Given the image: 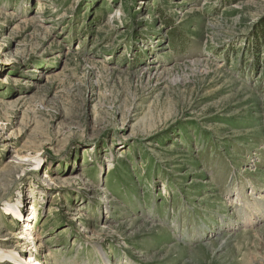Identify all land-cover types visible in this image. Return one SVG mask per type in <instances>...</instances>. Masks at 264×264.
Returning <instances> with one entry per match:
<instances>
[{
  "label": "rangeland",
  "instance_id": "rangeland-1",
  "mask_svg": "<svg viewBox=\"0 0 264 264\" xmlns=\"http://www.w3.org/2000/svg\"><path fill=\"white\" fill-rule=\"evenodd\" d=\"M263 32L264 0H0V250L29 209L48 264H264Z\"/></svg>",
  "mask_w": 264,
  "mask_h": 264
},
{
  "label": "bare ground",
  "instance_id": "bare-ground-1",
  "mask_svg": "<svg viewBox=\"0 0 264 264\" xmlns=\"http://www.w3.org/2000/svg\"><path fill=\"white\" fill-rule=\"evenodd\" d=\"M167 69H169V68L166 67L165 64H163V63H158V64L154 63L153 64V63L149 62L143 66V71H144L145 75H147V78H149V79H151L153 77H160L159 76L160 73L169 72ZM26 159H27L26 157L20 158V165L22 163L27 162ZM38 164H39V161H38ZM256 207L258 208V205ZM5 210H6V212H11L14 216L21 217V214H23V213L25 214L26 220L24 221V224L22 226L21 233H20L19 237L26 238L28 241L24 242V243H22V242L18 243L15 251H13V250L5 251V250L1 249L0 250V260L12 261V263H14V264H48L47 259L50 258L51 255L50 254L44 255L42 253V251H40L39 255L31 254L29 257L25 258L26 257V251L24 249L26 248V245L28 243H30V242L35 243V249L36 250L43 246L42 243H40L41 238L35 233L36 230H34V227L32 226V222H31L32 219L30 216V214L32 212H30V210L28 209L27 211L22 213V210L18 206H14L11 204H6ZM252 214L253 215H251V216L245 215L243 218V223H245V224L252 223V221H250V219L256 218V217H258V219H260L259 215L258 216L255 215L256 213H252ZM33 216H35V215L33 214ZM261 217L264 218V216H261ZM32 252L36 253V251H32ZM104 262H105L104 264H110V262L107 261L106 258H104ZM49 263H52V261Z\"/></svg>",
  "mask_w": 264,
  "mask_h": 264
},
{
  "label": "trees",
  "instance_id": "trees-1",
  "mask_svg": "<svg viewBox=\"0 0 264 264\" xmlns=\"http://www.w3.org/2000/svg\"><path fill=\"white\" fill-rule=\"evenodd\" d=\"M262 35H264V32L260 35V39L262 38Z\"/></svg>",
  "mask_w": 264,
  "mask_h": 264
}]
</instances>
